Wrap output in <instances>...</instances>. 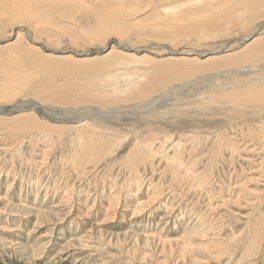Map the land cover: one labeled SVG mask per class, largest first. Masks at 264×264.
<instances>
[{
	"label": "rangeland",
	"instance_id": "obj_1",
	"mask_svg": "<svg viewBox=\"0 0 264 264\" xmlns=\"http://www.w3.org/2000/svg\"><path fill=\"white\" fill-rule=\"evenodd\" d=\"M89 5L93 6L89 11L45 3L27 8L21 16L5 12L9 20H19L15 23L23 25L16 29H22L25 41L45 55L66 50V55L79 52L92 57L113 49L140 55L160 53V57L167 58L173 49L207 51L230 44L238 48L239 37L254 34L264 26L261 15L248 31L234 28V34L226 31L208 40L205 38L208 36L196 30L197 23L157 20V14L151 17L160 5L148 7L136 0H90ZM3 19L0 12V20ZM203 22L200 20L199 24ZM188 28L192 32H187ZM11 33L9 29L8 35ZM35 37L37 44L32 42ZM16 40L12 35L9 41L0 44ZM11 53L0 52V75L27 69L36 72L22 60L12 64L5 59ZM57 67L41 71L39 77L30 80V85L55 88L72 81L104 80L103 83L113 84L110 87L123 90L138 83L145 91L144 97L103 105L43 103L51 106V110L28 107L23 113L8 112V117L28 115L27 122L36 117L44 126L49 123V127L28 130L19 136H11L0 128V198L11 206L33 211L60 209L67 217L55 225L38 227L40 220L34 214L0 212V264H264V105L228 99L237 89L249 92L264 88V57L234 68L223 67L218 71L204 68L184 76L160 75L132 61L111 66L108 79L102 71L94 73L97 79H91L89 68L75 67L67 72L62 70L66 66ZM245 68L254 71L230 74L233 69ZM151 84L159 87L151 91L148 89ZM223 94L229 95L224 98ZM32 99L38 100L32 95L20 96L2 105L11 108ZM68 108L87 110L68 113ZM82 118H87L83 125L78 122ZM34 133L41 135L36 138ZM151 134H160L157 143L170 136L172 145L183 138L190 142L202 137L203 146L197 150L190 144L182 155L185 172L190 169L197 174L205 173L210 167L207 180L200 185L195 176L183 172L174 175L165 159L167 153L170 157L174 155L171 145L164 155L152 154L147 159L141 156L136 142ZM221 137L222 143L217 147L215 143ZM116 138L121 144L111 153L106 146ZM101 232L107 241L110 236L119 235L124 248L106 245L97 235ZM146 236L155 237L149 238L151 248H146ZM79 240L83 244H76ZM182 241L190 249L188 254H183Z\"/></svg>",
	"mask_w": 264,
	"mask_h": 264
},
{
	"label": "bare ground",
	"instance_id": "obj_2",
	"mask_svg": "<svg viewBox=\"0 0 264 264\" xmlns=\"http://www.w3.org/2000/svg\"><path fill=\"white\" fill-rule=\"evenodd\" d=\"M136 1H139L143 5L145 4L148 7H153V6H159L160 5L161 8L158 9L155 13H153L151 15V17H154L157 14L158 15V17L156 18L157 20H174V21H177L180 24L185 23V22L192 23V24H196L197 23L198 27H196V30L200 31L201 33H203L204 36H208V37H205L207 39L209 37H212V36H215V35H218V34L220 36V34L225 33L226 31H227V33L230 32V33L234 34V32H235L234 28L244 32V31H246L247 29H249L251 27L252 22H255L257 20V18L261 17V15L264 16V0H186L184 2L182 0V2L180 1L181 4L178 5L177 7H174V6H175V3H177V1L179 3V0H136ZM45 3L54 4V5H58V6L64 7V8H70V9H73V10H86V11H89L93 7V6L89 5L90 0H0V12L5 17V19L0 20V42L2 44L4 42H6V41H9L10 38L12 37V35H14L17 38V40L14 43H11V44H8V45H4V46H2L0 44V52H2L3 55L6 54V53H9V52H13V53L10 54V55H13V56H10L9 54L5 55V59L7 58L8 61L10 59L9 62H12V64L16 63L18 60H22L24 63H26L27 66H30V67H32L33 69L36 70V72H32L33 70L30 71V70L27 69L26 72L14 71L12 74L0 75V128L3 129L7 134H9V135L11 134V136L22 135L23 132H27L28 130L43 129V128L44 129H48L49 123H48V125L44 126V124H42V122H39L38 120H35L36 117H33L32 116L33 114H29V116L31 115L34 118L33 120L29 119L31 122H27L26 121V117H28V115L26 117H24L23 115H17V116L9 115V117H8L7 116L8 112H10L9 114L23 113V112L26 111L25 108H28V107H32V109H34V110H36V108L37 109L41 108L43 110H51V108H52L51 106H49V105L45 106V105H43V103L44 104L45 103H49V104L51 103V104H56V105H67V106L73 105V104H76V103H84V104H86V103H95V104H98V105H103V104H107V103H110V102H116L117 103V102H122V101H125V100L126 101L127 100H132L135 97H138L139 99L144 97L143 95H144L145 91L138 86L139 85L138 83L132 84V85H130L129 88H126V89H123V90H120L118 87H110L113 84H111L109 82L103 83L104 80H98V81H93V82L72 81V82H70V83H68L66 85H61V86L58 85L55 88H52L51 86H43V87L39 88V86L30 85V80L31 79H33L35 77H39L41 75V71H49L50 70V66H51L52 70L58 69L57 65L66 66L62 70L63 71L67 70V72H71L72 70L79 69L80 67H85V68H89L92 71L93 75L90 76L91 79H97V75H94V73L97 72V71H102V73L104 72L105 78L108 79V74H109V72L111 70L110 69L111 66H114V65L122 66V65L127 64L129 61H132V62H134L136 64H140V65L145 66L148 70H155L160 75H168V76L179 75V76H184V75H188V74H191V73H195V72H197V71H199L201 69H204V68L206 70H217V71L220 70L223 67H233L234 68V67H236L238 65H241L242 63H252V61H258L260 58L263 59V57H264V26L261 27L260 29H258L254 34L252 32V33H249L247 35H242L241 37H239L240 39H238L239 41H237V45L239 46L238 48H234L235 45L230 44V46L218 47V48H214L212 50L210 48L209 49L207 48L208 49L207 51H201V50L199 51V50H195V49H193V50L183 49V50H181L179 52V51H176L177 49L176 50L173 49V50H169L171 52L169 53L170 55L167 58L160 57V53H151V52H149V54L140 55L139 52H135V53H131V54L130 53H121V52H119L117 50H113V49L109 53H107L105 55L96 54L95 56H92V57H90L87 54H81L79 52L78 53L77 52L73 53L74 55H66L67 54V52H65L66 50L63 51V50H60V49H58V50H60V52L56 50L54 52V55H45V54L39 52L38 48L28 44L25 41V38H24L25 35H23V33L20 32L22 29H16V28H21V26H23V25L15 23V22H17L19 20H9V16L5 12V11L17 12L16 14L18 16H21V15H24V10H28L27 8L35 6V5L45 4ZM162 5L163 6L165 5L164 6V10H163V6ZM172 5H173V7H172ZM240 11H243V12L240 13ZM247 16H248V19H247ZM205 19H207V21ZM200 20H204L205 22L199 24ZM159 23H163V22H159ZM9 29H12V33L10 35H8L9 34ZM14 31H15V33H14ZM187 32H192V31L188 28ZM251 35H253V36L256 35V36L251 38ZM35 38L36 39L33 40L32 42L34 44H37L38 43V41H37L38 38L37 37H35ZM223 40H221V41H223ZM224 44H226V43H224ZM23 52L26 53L27 56L23 55L22 54ZM191 52H194V53H191ZM58 53H61V54H58ZM20 55L23 56L22 57L23 59L20 58ZM151 55H154L155 57H153ZM14 56H16V57H14ZM124 59H127V60H124ZM52 64H55V65H52ZM39 65H46V67L40 68ZM71 68H73V69L71 70ZM247 71L252 72L254 70H247V68L241 69V70L233 69L230 72V74L238 75V73H246ZM28 72H32V73H28ZM157 87H159L158 84H151V85H149L148 89L153 91V90L157 89ZM83 88H85V89H83ZM260 89L261 90H254V91H249V92H247V90L237 89L234 93H232L231 96H228L229 94H223L222 96L224 98H225V96H228L229 97L228 99H230L234 103L245 102L246 105H247V103L250 105L251 103L257 102V103H260V104L264 105V91H263L264 88H260ZM28 95H32L36 99H38L40 101L35 100V99H32V100H30L29 102H26V103L18 101L19 103H17L14 107H11V108L7 107L6 105H2V104H9V103L13 102L16 98H19L20 96H28ZM13 97H15V99L14 100H10V98H13ZM133 100H135V99H133ZM72 109L73 108H71V109L68 108L66 110V112H68V113L69 112H79L80 113V112H84V111L86 112V110H87V108H86V110H72ZM90 110H92V109H90ZM11 116H13V117H11ZM82 119L83 120H79L78 119L79 124L80 123L82 124L83 121L87 120V118H82ZM55 128H57V127H55ZM55 128H54L55 132L58 133ZM59 128H57V129H59ZM86 129L88 130V128H86ZM50 130H52V128ZM63 130H66V128L63 129ZM62 131H60V132H62ZM5 132H3V133H5ZM47 132H49V131H47ZM60 132H59V134H60ZM111 133L113 134V131H111ZM34 134L36 135V133H34ZM40 135L41 134H39V136ZM39 136H37L36 138H38ZM50 136H52V135H50ZM159 136H160V134H157V135L151 134V136L147 137L146 139L144 138L142 140H138V142H136L135 147H137V150L142 151V152H138V153L141 156H144V158H146V157L148 158V156H150L152 154H153V156L157 155L158 153H162V155H164V153L166 151H169V147L171 145V149L173 148V150H174V155L170 157L169 153H167V157L165 159H167V163H168V165H170L169 169H170V171L171 170L173 171L174 175H175V173L179 175L181 172H183V173H186L188 176H192V177L195 176V178H197L199 180L200 185H201L202 182L204 183V181L207 180V178L209 177V174L211 172V168L208 166L209 168H208L207 171H205V173L203 172V173H198L197 174L196 171H190V169H188L185 172V165H184V162H183L184 161L183 160L184 156L182 155L184 150L186 149V147L189 146L190 144H191L192 148L197 149V150L199 149V147L203 146L204 139L202 137H195V139L192 138L194 141L191 140L190 142L187 141L186 139L183 140L184 139L183 138L176 145L175 144L172 145V141H171V137L170 136H165V139L162 142L159 141V143H157L156 142V141H158L157 137H159ZM15 138L18 139V137H15ZM187 138H189V137H187ZM51 139H52V137H51ZM62 140H64V139H62ZM221 140H223V137H221V139H219V141L215 143V145L217 147H218V145L220 143H222ZM55 141H56V139H55ZM225 141L227 142V139ZM82 142H83V140H82ZM76 143H78V142L76 141ZM227 143L229 145H231L229 142H227ZM51 144H53V143H51ZM120 144H121L120 140H118L116 138L115 140L113 139V142L111 143V145L109 147H108V144H107L106 147L109 149V152L113 153L115 151V149L119 147ZM71 147H73V146H71ZM155 147H158V148H155ZM76 148H78V150H79L80 147H76ZM76 148H75V151H76ZM82 153H83V151H82ZM136 153H137V151H136ZM65 154L67 155V153H65ZM139 154H138V156H139ZM107 155H109V154L107 153ZM59 158H61V157L59 156ZM109 158H111V156ZM163 158H164V156H163ZM25 161L26 160H24L23 162H25ZM23 164H25V163H23ZM34 165H35V163H34ZM4 167H3V169H4ZM33 168H32V170H33ZM11 169H12V166H11ZM192 169H194V167H192ZM0 174H1V172H0ZM9 174H11V173H9ZM41 181H43V180L41 179ZM41 181H37V182H40L42 184ZM16 185H17V183H16ZM40 186H43V185H40ZM19 188H20V186H19ZM44 188H46V187H44ZM16 189H18V188H16ZM22 190H23V188H22ZM13 191H14V189H13ZM6 192H5V197H6ZM42 192H41V194H42ZM31 194L32 193H30V195ZM56 194H55V196H56ZM7 197H8V195H7ZM64 197H65V195H64ZM67 197H68V195H67ZM9 198L11 199V197H9ZM61 199H63V197ZM5 201H3L0 198V212H2V211L3 212L4 211L20 212L21 215H23L22 213H29L31 215L34 214L40 220V222L37 221L39 223H37V224L35 223L38 227L44 226L46 224H47V226L48 225H55V224L60 223L61 221H63L64 217H67V215H66L67 213L65 215H63L62 211H60V209L58 211L56 210V211H48V212H45V211L39 212V211H33L34 209L33 210L27 209V207L25 208V207H20V206H17V205L16 206H11L13 204L9 205L10 203L7 204V203H5ZM30 201L31 200H29V202ZM35 201L36 200H34V202ZM59 201H62V200H59ZM37 203H39V202H37ZM49 203H50V201H49ZM57 205H59V204H57ZM42 206L44 207V205H42ZM38 208H40V207H38ZM60 208H63V207H60ZM4 215L6 216L5 213H4ZM21 218H22V216H21ZM30 218H32V216ZM19 220H21V219H19ZM71 223H72V220H71ZM72 225H73V223H72ZM53 227H55V226H53ZM97 227H99V226H97ZM50 229H52V228H50ZM52 230H54V229H52ZM50 234H49V236H50ZM86 235H87V233H86ZM97 235H98L99 239H101L104 242H107L106 245H112V246H114V247H116L118 249L124 248L123 245H125V243L124 244H122V243L120 244V242H121L120 240L121 239L119 238V235H116L115 238L113 237V235L110 236L108 241L105 239L106 237H105V235L102 232L98 233ZM73 236H75V235H73ZM88 236L89 235H87V237ZM61 237H62V235H61ZM91 237H92V235H91ZM94 237L92 239H94ZM126 237H127V235H126ZM62 238L64 240V237H62ZM62 238H59V239H62ZM149 238L153 239L155 237L154 236H146V242H147L146 243V248H148V247L151 248V245L149 243L150 242ZM73 239H75V238H73ZM84 240H85V238H84ZM81 242L82 241L79 240V241L76 242V244H79V245L83 244ZM88 242H91V241H88ZM41 243H44V242H41ZM60 243L61 242H59V244ZM45 245H47V244H45ZM56 245H57V243H56ZM180 245L183 247V254L184 255L188 254L190 249L187 246L186 241H182L180 243ZM36 246L38 247L39 244L35 245V247ZM68 246H69V244H68ZM74 247H75V245H74ZM103 247H105V246H103ZM20 248L25 250V251L28 250V248L26 249L25 247H20ZM65 248H66V246H65ZM133 248L131 249V252H132ZM38 249H37V251L39 252L40 250H38ZM56 250H58V249H56ZM37 251H34V252H37ZM37 253H36V255H37ZM99 253H101V250H100ZM128 253H130V252H128ZM57 255H54V256H57ZM145 259H146V257H145Z\"/></svg>",
	"mask_w": 264,
	"mask_h": 264
}]
</instances>
